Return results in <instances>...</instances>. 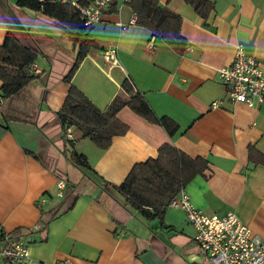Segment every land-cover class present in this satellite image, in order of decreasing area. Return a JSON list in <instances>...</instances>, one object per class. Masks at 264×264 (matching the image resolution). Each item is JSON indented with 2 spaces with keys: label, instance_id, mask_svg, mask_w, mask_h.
I'll list each match as a JSON object with an SVG mask.
<instances>
[{
  "label": "crops",
  "instance_id": "obj_1",
  "mask_svg": "<svg viewBox=\"0 0 264 264\" xmlns=\"http://www.w3.org/2000/svg\"><path fill=\"white\" fill-rule=\"evenodd\" d=\"M16 1L0 0V44L10 31L36 48L37 70L26 86L1 102L0 229L21 228L28 264L64 258L71 264H206L184 210L167 207L161 220L145 218L125 208L118 191L102 190L67 157L64 142L69 139L54 112L66 96L69 82L63 76L86 32L95 46L71 82L95 106L103 109L127 78L157 115L178 123L168 134L128 108L141 118L127 114L130 123L118 116L129 128L113 135L107 148L97 147L73 126L74 148L86 155L91 169L119 184L135 162L156 156L159 144L169 140L188 155L207 159L206 169L184 186L192 203L208 213L235 211L264 236V165L248 158L249 144L264 153V102L248 106L229 100L217 73L232 62L237 42L264 70V0H213L206 18L185 0H159L181 16L180 32L187 42L180 52L136 21L119 26L135 14L130 0H117V9L103 11L86 32ZM150 38L153 48L147 46ZM113 44L117 64L108 68L101 51ZM216 98L222 104L209 107ZM58 177L68 185L62 196L56 194ZM71 186L77 194L74 204L43 223L40 208L48 218ZM0 264L11 263L0 259Z\"/></svg>",
  "mask_w": 264,
  "mask_h": 264
},
{
  "label": "trees",
  "instance_id": "obj_2",
  "mask_svg": "<svg viewBox=\"0 0 264 264\" xmlns=\"http://www.w3.org/2000/svg\"><path fill=\"white\" fill-rule=\"evenodd\" d=\"M185 1L202 18H206L214 7L213 0ZM16 3L40 8L46 15L60 23L85 32L90 27L83 25L78 12L67 3L51 0H17ZM117 3V0H110L104 11H115ZM129 4L136 15L138 24L165 40L176 51H183L187 41L180 32L181 16L178 12L167 5H161L159 0H130ZM93 46L95 41L86 32L79 41L77 53L70 68L63 76L69 82V87L61 106L54 112L63 135L66 126L72 125L80 131L81 136L89 137L97 147L107 148L111 144L113 135L124 134L129 128V124L119 119L117 115L123 107L129 108L133 113L150 122L162 125L168 134H172L177 129L178 123L169 116L157 115L144 94L135 89L127 78L122 80V90L116 92L103 109L95 106L87 95L71 82V77L79 63ZM37 54L36 48L22 43L10 31L6 33L0 44V93L3 95V100L29 83L33 76V73L29 71V65L35 60ZM75 142L72 140L64 142L65 147L68 148L67 157L102 190L108 191V186L118 191L123 196L120 200L121 204L129 210L139 212L145 218L161 220L170 199L208 166L206 158L190 156L171 141L166 140L159 144L156 156L135 162L125 178L119 184H114L91 169L86 155L74 148ZM248 158L255 164L264 165V153L253 144L248 146ZM74 190L73 186L68 189L66 197L55 204L48 212L46 219L45 211L39 207L40 219L43 223H47L60 210H67L74 204L77 196L76 193L73 194ZM20 229L17 227L10 233L18 234Z\"/></svg>",
  "mask_w": 264,
  "mask_h": 264
},
{
  "label": "built area",
  "instance_id": "obj_3",
  "mask_svg": "<svg viewBox=\"0 0 264 264\" xmlns=\"http://www.w3.org/2000/svg\"><path fill=\"white\" fill-rule=\"evenodd\" d=\"M67 3L79 14L83 25L90 26L99 21L110 0H51ZM136 21L133 14L128 23L119 22L121 28ZM149 48L155 47L153 39L147 41ZM190 49L191 47H187ZM101 58L108 68L117 64V46L109 45L102 49ZM37 70L33 61L29 65L31 73ZM227 98L243 102L248 106H259L264 102V70L259 60L245 49L243 42L234 47L233 60L229 65L217 69ZM3 95L0 93V111ZM222 98L213 99L209 107L220 106ZM66 138L76 141L73 126L67 125ZM56 194L62 196L67 182L64 177L56 179ZM168 207L184 210L187 220L194 227L193 240L206 264H264V236L253 231L251 226L242 221L235 211L224 214L208 213L194 205L185 187L169 201ZM0 259L11 264H28L29 251L24 239L19 234L0 230ZM54 264H71L69 258L59 259Z\"/></svg>",
  "mask_w": 264,
  "mask_h": 264
},
{
  "label": "rangeland",
  "instance_id": "obj_4",
  "mask_svg": "<svg viewBox=\"0 0 264 264\" xmlns=\"http://www.w3.org/2000/svg\"><path fill=\"white\" fill-rule=\"evenodd\" d=\"M127 114H132V118H141V117H138L137 115H134L133 113H131V111L125 107L123 108L120 112H119V117L126 120V121H129L130 123H132V120H130L129 116ZM69 175L72 177V178H75V172L72 171L71 167L69 166ZM79 171V170H78ZM122 196V195H121Z\"/></svg>",
  "mask_w": 264,
  "mask_h": 264
}]
</instances>
